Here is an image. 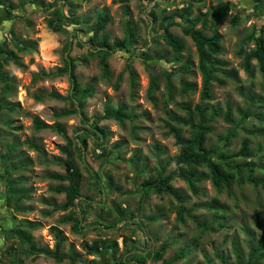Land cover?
<instances>
[{"label":"rangeland","instance_id":"rangeland-1","mask_svg":"<svg viewBox=\"0 0 264 264\" xmlns=\"http://www.w3.org/2000/svg\"><path fill=\"white\" fill-rule=\"evenodd\" d=\"M220 1L157 0L153 7L154 2L138 0H0V47L14 52L18 62L4 64L5 54H0L4 77L0 79V264H17L19 260L24 264H70L68 260L57 262L43 255L32 259L24 254L29 246L15 231L29 234L36 247L51 250L55 244L51 226L67 238L62 253L67 254L73 243L74 250L81 254L76 264H113L110 252H87L95 241L116 240L119 249L115 259H119L128 250V246H122L123 237L130 238L143 252L138 254L146 258L144 264H164L181 253L183 257L173 264H235L236 254L245 263L249 240L254 246L264 247L255 225L258 216L264 226V187L239 184L235 178L231 195L225 190L217 192L199 170L197 185L203 193L193 195L177 176L185 167L176 164L179 147L169 133V127L175 126L180 135L188 137L192 131L179 123L187 117L185 108L207 106L206 147H221L222 138L235 130L236 136L226 152H236L247 140L256 151L249 160L256 165L252 177L264 179V76L256 61L251 62L253 74L248 75L242 68L243 58L237 54L244 37L252 32L264 36V20L256 16L264 17V2L256 6L249 0H230L233 5L226 17L213 21L210 8ZM56 10L64 14L63 32H54L47 26L57 17L53 14ZM104 11L110 18L104 31L108 42L120 41L129 32L132 40L126 50L111 53L107 76L103 75L99 58L79 49L76 39L72 41L70 57L75 60L78 90L92 87L83 103L84 116L89 121L101 118L98 125L108 133L103 145L108 154L99 158L101 150L88 140V165L75 157L83 196L77 206L84 211V218L74 230L73 222L62 220L77 209H53L66 199L52 189L67 183L53 180L50 175L64 173L66 158L60 151L66 141L55 126L72 138L83 125L76 114L58 116L73 108L65 99L71 93L69 78L58 75L57 69L64 67L63 50L69 32L76 30L80 40L88 42L91 26ZM150 11L156 19L154 24ZM168 17L176 22L170 33L184 45L179 55L165 43L160 31L161 22ZM196 18L200 20L196 29L208 36L215 31L222 36V52L216 58L225 65L213 73L210 101L201 99L198 54L191 38L183 33V28H189ZM252 47L249 43V50ZM127 67L134 74L133 83ZM39 73L48 76L34 80ZM152 77L157 89L149 92ZM119 108L124 114L122 123L102 119L106 109L115 112ZM34 119L50 127L37 130ZM195 122H199L198 117ZM30 144H36L41 151ZM117 144L118 149L114 147ZM244 161L239 158L229 162ZM87 167L97 173L100 186ZM158 174L172 176L171 185L181 202L154 192L144 196L143 180ZM214 203L217 211L208 208ZM179 206L185 211L183 221L177 217ZM27 222L38 225L30 228ZM164 242L169 245L162 259L154 261L151 256ZM259 264H264V259Z\"/></svg>","mask_w":264,"mask_h":264},{"label":"trees","instance_id":"trees-1","mask_svg":"<svg viewBox=\"0 0 264 264\" xmlns=\"http://www.w3.org/2000/svg\"><path fill=\"white\" fill-rule=\"evenodd\" d=\"M69 1V0H64ZM120 3H128L131 0H118ZM156 2V0H138ZM254 3V5H261L264 0H249ZM34 0H31L30 3H33ZM156 3L153 4V7ZM230 0H221L217 6H212L210 8L209 16L213 21H222L230 7L232 6ZM74 10V9H72ZM151 12V23H155L156 19ZM258 13L255 12V15ZM57 17L53 20L48 21L47 26L50 30L54 32H63L64 28L62 25L63 13L59 11H54ZM261 20H264V17L261 15H256ZM150 17V16H149ZM110 18L107 13L104 11L97 19L94 25L91 26V37L88 42H82L79 38V34L76 30L69 32L70 38L67 41L66 46L64 47V67L57 69L58 75H67L71 84V93L65 99H67L69 105L73 108L70 111H64L58 116L76 114L80 117V122L83 125L81 129L76 131L72 138L66 136L63 129L56 125L55 128L58 133L62 135L65 139L66 144L60 147V151L65 155V160L63 161V174H52L50 178L60 183H67L66 185H59L54 187L52 190L57 194L65 195V203L62 206H54V210H63L66 211L70 207L76 208L77 212H72L67 218L63 219L62 222H73L74 230H78L80 222L84 218V211L77 206V204L83 199L81 195V173L78 170L76 165V158L86 164L85 153L88 149V140H92L96 148L101 150V154L98 157H103L104 154H108L104 148L105 139L108 137V133L105 128L100 127L99 121L101 118H96L95 120L89 121V119L84 116L83 103L87 97L91 95V86H88L85 90L80 92L78 90L79 85L75 77V60L70 57L72 51L73 39H76L75 44L79 49H86L87 53L91 56L99 58V65L102 68L103 75L107 76L109 72V63L108 59L112 55L111 53L117 52L120 50H126V45L130 42L131 33H128V36L123 37L120 41H114L113 44L108 42V38L104 33L106 26L109 24ZM200 22L198 18L194 19L189 28H183V33L191 38L193 41L197 54H198V67L202 73V91L201 99L212 100L213 97L210 94L211 92V82L214 80L213 73L219 71L218 66L225 65L220 59L216 58L217 55H220L222 52V46L220 44L221 34L217 31L213 32L211 35H206L202 30L196 29L195 27ZM176 25V22L171 17L164 18L160 24V31L163 34L165 43L177 54L183 50V43L178 41L169 31V29ZM97 40V42H96ZM95 42V43H94ZM252 44V48L249 50L248 45ZM4 53L5 56L2 60V63L7 64L8 62H13L17 64V58L14 52H7L2 47H0V54ZM238 56L243 58L242 68L248 75L253 74L252 61H256L257 66L261 74L264 76V36L258 34L257 32H252L248 37H244L241 41L240 48L237 52ZM2 63H0V79L4 80L3 75L1 74ZM129 72L130 79L133 83L134 74L132 70L127 67ZM48 75L44 73H39L33 77L34 80L38 78H43ZM264 85V83H263ZM6 89H8L7 82L5 83ZM157 89L155 77L151 78L149 92H152ZM77 92V94H75ZM52 97H57L54 94ZM3 109V106H0V110ZM207 106L200 107L195 106L193 109L186 107V118L179 120V123L188 126L192 133L188 137H183L180 135L178 129L175 126L169 127V133L172 134L175 144L179 147V153L175 157L177 165H182L185 168H182L178 172V178L184 181L187 184L188 189L193 195H199L203 191L197 185L200 182V178L196 176L199 170H202L205 173V176L210 180L212 186L217 192L226 191L227 194L231 195L230 187L233 180H237L239 184L249 183L253 186L262 185L264 187V179H257L252 177L256 165L249 161L256 155V151L250 148L249 142L244 140L241 142L240 148L233 153H227L226 149L229 147L231 140L235 138V130H231L226 136L222 138L221 147H206V137L209 132V128L206 126V120L204 117ZM214 115H217V112H214ZM196 117H198L199 122L196 123ZM115 119L117 122L122 123L124 119V114L122 108H119L115 112H111L106 109L103 118ZM228 121V117H226ZM33 126L37 130L46 129L50 126L43 123L39 119H34ZM30 147L36 151H41L40 147L36 144H30ZM119 148L120 145L117 144L114 146ZM76 157V158H75ZM243 159L244 162L240 164H230L232 159ZM90 174L93 181L99 185L100 180L97 173L92 170V168H86ZM247 172L245 175H242L243 172ZM172 176L162 177L158 174L156 177L148 176L147 180H143L141 187L142 192L145 197H147L151 192H154L157 195H168L175 198L178 201H182L178 193L173 189L171 185ZM108 180L112 183L111 178ZM12 185V184H10ZM100 186V185H99ZM79 205V204H78ZM210 210L217 211L218 206L216 203L209 205ZM185 213L184 209L179 206L177 209V217L179 221H183V214ZM154 220L153 218H151ZM30 228H35L38 224L36 222H27ZM200 226L204 225L199 224ZM255 225L259 229V238L264 242V226L261 219L257 216L255 220ZM49 231L52 234L55 244L53 249L39 248L36 247L32 238L29 234L22 230H16L20 240L26 243L29 248L24 253L26 256H31L32 259H37L40 255L45 257L52 258L57 262H63L68 260L70 264H76L81 254L74 250V244H69V252L67 254L62 253V245L66 242L67 238L64 236L63 232L55 226L49 227ZM169 243L164 242L157 251L151 256L150 253H146L147 257H152L154 261H160L164 255V251L168 247ZM123 248L128 246V250L122 254L119 259H115V253L118 251L119 246L116 240L112 241H95L93 247H89L90 255H98L103 251L110 252L113 258V264H144L145 257L139 255L140 252L136 248L133 242L128 237L122 238ZM139 251V252H138ZM264 247H257L252 244V239L249 240V253L248 258L245 263L241 261V255L236 254V263L235 264H259L264 259ZM143 254V252H140ZM128 255V256H127ZM183 257V253L175 256L171 261H165L164 264H173L180 260ZM17 264H24L22 260H19ZM226 264V263H223Z\"/></svg>","mask_w":264,"mask_h":264},{"label":"clouds","instance_id":"clouds-1","mask_svg":"<svg viewBox=\"0 0 264 264\" xmlns=\"http://www.w3.org/2000/svg\"><path fill=\"white\" fill-rule=\"evenodd\" d=\"M156 1H157V0H156ZM263 2H264V1H263ZM263 2H262V3H263ZM154 3H156V2L154 1Z\"/></svg>","mask_w":264,"mask_h":264}]
</instances>
